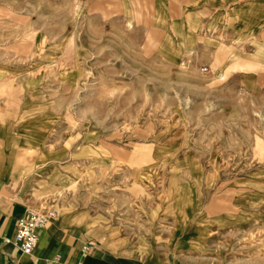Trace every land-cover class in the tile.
<instances>
[{"label": "rangeland", "instance_id": "rangeland-1", "mask_svg": "<svg viewBox=\"0 0 264 264\" xmlns=\"http://www.w3.org/2000/svg\"><path fill=\"white\" fill-rule=\"evenodd\" d=\"M123 10L0 0V100L15 108L18 130L29 104L25 122L43 154L63 152L43 157V180L64 187L51 200L89 210L103 232L147 255L169 246L160 236L172 215L197 219V200L214 212L220 200L230 209L235 194L262 191L264 96L228 78L247 67L183 62L182 48L153 29L150 4ZM225 237L204 244L191 232L180 242L204 246L197 261L245 262L238 248L249 243L251 261L263 260L262 229L245 242Z\"/></svg>", "mask_w": 264, "mask_h": 264}, {"label": "crops", "instance_id": "crops-1", "mask_svg": "<svg viewBox=\"0 0 264 264\" xmlns=\"http://www.w3.org/2000/svg\"><path fill=\"white\" fill-rule=\"evenodd\" d=\"M97 1L100 0H83L87 13L97 5L110 8L113 13L118 9L122 16L124 8L130 10L150 4L154 25L157 23L153 29L167 32L172 45L182 48L183 62H195L194 57L199 56L206 64L222 62L231 64L232 69L247 67L244 72L232 71L228 78L247 79L248 92L256 95L254 89L261 87L260 94L264 96V0ZM160 23L163 27L158 26ZM4 78L0 90L6 89ZM14 109L8 105L7 98L0 100V264H229L223 260L220 263L197 261L193 256L204 246L196 248L180 240L191 232L204 239V244L209 239H224L229 234L233 239L245 242L259 235L261 229L264 235L263 175L262 191L249 189L247 194H235L230 209H225L224 200H220L222 204L214 212L208 208L202 210L197 200L196 220L181 224L171 214L168 221L171 228L160 236L170 240L169 246L145 255L142 248L128 246L124 238L117 239L115 234L103 232L89 210L77 208L73 201L59 199L56 204L51 200L64 187L58 182L51 185L43 180V157L51 161L63 159L64 154L50 152L47 158V152L43 154V140H37L40 136L33 138L30 123L25 122L30 115V105H23L24 122L19 130ZM46 207L56 208L59 214L41 230L32 255L22 254L14 243L5 241L14 239L18 220L29 210ZM87 244L93 245L89 252L84 251ZM249 246L238 249H248L251 257ZM260 250L258 254L264 255V248ZM249 256L245 262L237 258L230 264H264V257L251 261Z\"/></svg>", "mask_w": 264, "mask_h": 264}, {"label": "built area", "instance_id": "built-area-1", "mask_svg": "<svg viewBox=\"0 0 264 264\" xmlns=\"http://www.w3.org/2000/svg\"><path fill=\"white\" fill-rule=\"evenodd\" d=\"M204 72L207 68L203 69ZM56 208H43L40 210H29L17 222L14 239L7 238V243H14L24 255H32L39 243L40 232L58 217ZM92 244H87L84 251L89 252Z\"/></svg>", "mask_w": 264, "mask_h": 264}, {"label": "bare ground", "instance_id": "bare-ground-1", "mask_svg": "<svg viewBox=\"0 0 264 264\" xmlns=\"http://www.w3.org/2000/svg\"><path fill=\"white\" fill-rule=\"evenodd\" d=\"M204 69V68H203Z\"/></svg>", "mask_w": 264, "mask_h": 264}]
</instances>
